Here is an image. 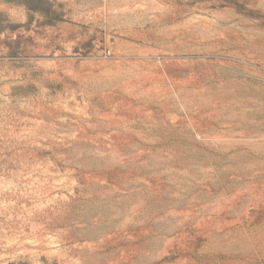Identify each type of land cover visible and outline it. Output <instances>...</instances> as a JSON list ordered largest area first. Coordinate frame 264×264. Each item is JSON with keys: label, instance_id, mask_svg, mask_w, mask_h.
I'll return each mask as SVG.
<instances>
[{"label": "rangeland", "instance_id": "1", "mask_svg": "<svg viewBox=\"0 0 264 264\" xmlns=\"http://www.w3.org/2000/svg\"><path fill=\"white\" fill-rule=\"evenodd\" d=\"M0 264H264V0H0Z\"/></svg>", "mask_w": 264, "mask_h": 264}]
</instances>
